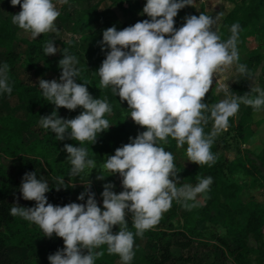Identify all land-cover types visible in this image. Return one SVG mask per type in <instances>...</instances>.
<instances>
[{
    "label": "clouds",
    "instance_id": "1",
    "mask_svg": "<svg viewBox=\"0 0 264 264\" xmlns=\"http://www.w3.org/2000/svg\"><path fill=\"white\" fill-rule=\"evenodd\" d=\"M11 4L22 8L12 15V23L30 32L33 39L55 31L54 22L60 12L53 0H11ZM187 6L196 7L195 0H147L143 13L151 18L150 21L143 20L120 31L113 26L103 32L102 44L111 50L98 70L100 86L111 85L113 93L129 105L131 119L147 129L136 138H130V143L118 148L102 165L103 171L122 177L124 190L116 194L114 185L105 184L104 210L87 188L78 197L84 201L87 195L86 205L53 206L45 195L49 191L47 181L38 179L35 172L25 174L20 191L24 200L35 201L36 206L25 208L17 201L10 214L37 224L48 238L55 234L63 239L64 249L49 256L50 264H95L104 253L93 249L105 244L109 254L119 255L122 264H130L134 256V235L128 230L126 213L132 214L136 235L142 237L145 231L158 224L173 199L185 201L186 208L195 207L194 203L186 202L195 201L213 182L211 177H198L195 186L181 185L173 154L158 146V141L167 142L171 137L177 141V147L187 144L186 154L192 163L212 164L216 160L211 152L214 138L227 128L240 104L254 110L264 106V90L258 87L251 89L258 93L255 97L248 93L234 96L210 109L202 102L212 87L214 73L238 62L240 26H232V35L226 42H221L217 31L213 30L222 13L215 18L205 14L186 17L185 24L177 30L174 18ZM58 51L54 41H48L44 47L47 56ZM77 63V58L65 50L59 61L62 69L59 82L40 79L39 87L57 110L74 111L82 107L85 111L74 119H63L54 110L51 115L40 117L39 123L44 129H51L58 140L68 138L82 145L86 141L95 143L97 133L109 129V121L104 117L112 113V108L106 99H94L85 84L76 83ZM7 72L5 64L0 68V90L10 95L12 88ZM237 72L245 74L246 66L238 64ZM206 111H210L214 121L213 131L207 136L202 127L209 120L204 115ZM64 150L72 165L70 176H78L85 168H96L95 161L87 159L85 147L65 144ZM104 178L102 173L98 177ZM59 183L64 184V179ZM117 225L120 230L113 234L112 228Z\"/></svg>",
    "mask_w": 264,
    "mask_h": 264
},
{
    "label": "trees",
    "instance_id": "2",
    "mask_svg": "<svg viewBox=\"0 0 264 264\" xmlns=\"http://www.w3.org/2000/svg\"><path fill=\"white\" fill-rule=\"evenodd\" d=\"M112 5L117 6L124 16H135L143 12V9L133 8L125 5L132 0H109ZM197 2V0H195ZM233 5V8L224 16L218 35L221 42H226L232 35L231 28L234 24H239L237 43L246 38H254L257 43V52L253 55L246 56L242 59L241 64L245 65L247 72L242 74L233 85L228 89L231 97L244 96L248 93L251 97L258 95L252 92L249 85L250 78L255 75V71L261 68V76L264 79V0H222ZM147 0L143 1L146 6ZM200 3V2H199ZM198 4V3H197ZM191 7L187 6L179 10L174 18V26L178 30L182 27L186 17L195 15L199 17L205 14L204 5ZM10 8V5H7ZM61 19H63L60 16ZM71 21V17L63 19ZM103 20V15L98 13V5L84 11L74 20V31L81 32L79 42L71 40L69 43H62L60 56L50 60L44 52V47L48 42L45 38L40 37L37 40L19 41L16 38L12 20L7 18L0 24V47L7 48L5 52V64L8 65V84L12 88L9 95L7 92L0 90V98L11 101L16 98L18 106H24L28 112L26 119H20L12 113L0 117V155L13 160L15 163L14 174L8 173L5 168H0V227H6L11 234L0 232V264H37L44 257V251L36 249L35 241L39 233L35 232L32 222L27 221L19 216H12L10 210L13 204L21 201L22 192L20 191L23 178L26 173L35 172L38 179L47 181L49 191L45 194L47 200L53 206H66L71 204L70 198L78 190L70 183L59 184L58 180L64 179L67 173V166L70 161L67 159L68 154L64 150L65 144H71L76 147H85L88 150L87 159L95 161L97 166H102L106 159L115 154L118 148L131 142L130 138H136L139 133H133L135 126L124 116L129 106L122 108L115 107V102L124 103L119 96L114 94L112 86L101 87V78L98 74L102 62L110 52V48L102 44L103 33L96 32V27ZM144 20H151L145 16ZM133 23H125L116 27L117 31L123 30ZM113 26H110L111 28ZM107 30V29H106ZM15 42L23 43L27 46L24 54H19L13 49ZM102 48L105 50L102 51ZM77 58L76 68L79 69V75L75 78L76 83L85 84L90 95L94 99H106L112 108V117L105 114V119L112 122L113 131L105 129L102 133H97L96 142H80L66 138L60 141L51 129H45L47 135L37 136V138L27 143L24 135L31 131L40 117L49 116L54 110L60 118L66 119L68 116L72 119L79 116L85 110L78 107L71 111L66 108L56 109L43 96L42 90L37 86L29 85L21 81L12 71L17 64L25 67L26 71L32 72L36 77H44L49 72L56 73L59 77L62 69L59 67V61L63 59V53ZM130 51V49H125ZM42 62V65L39 63ZM203 103L211 108L208 101ZM264 106L259 110H254L251 106L240 104L238 113L231 117L228 122L226 131L222 137L217 135L211 146V152L215 155L216 160L212 164L198 165L189 161L186 154L187 144L183 147H177V141L171 137L167 138L166 145L172 151L179 154L174 157L175 169L186 172V179L195 180L198 184L199 178H212V184L205 192L201 193V201H187L188 204H195V207L188 208L182 215L183 224L176 231L154 230L151 228L144 232L142 238L146 239L149 244L156 248V253L142 255L141 249L134 245L133 252L135 258L141 256L140 260L132 264H193L198 260V253L192 251L194 244L202 245L201 241L195 238L198 233L197 223L207 222L214 225L222 226L225 235H216V248L221 250L222 256L230 259L233 264H264V203L260 202L255 196H249L246 200L240 199V196L247 188L240 184V178L249 182L248 188H264V173L261 167L254 159L250 157V152L246 151L232 161L226 160L225 157L219 159L217 153L227 147L226 137L234 134L237 141L247 142L252 135L253 126H259L264 122V116L258 118ZM204 115L209 117L208 123L202 125L204 134L207 136L213 131L214 121L210 118V111ZM70 131V129H69ZM188 162L186 167L180 161ZM47 164V169L44 168ZM264 166V160L261 159ZM230 178V183L226 182V177ZM57 188H60L57 191ZM86 189L82 191L85 193ZM87 195L83 203L86 205ZM25 201V208L36 206L35 201ZM180 207L172 204L170 209L163 213L159 225L175 220L178 217ZM128 230L135 236L136 229L132 220L126 218ZM141 237V236H138ZM177 237V241H172ZM46 247L50 255L55 254L58 250H63L65 245L62 238L55 234L51 238L46 236ZM168 238V241H165ZM156 240V241H155ZM175 243L186 253L176 255L172 250V244ZM205 246V245H204ZM19 248L26 250V257L19 263L8 261L9 250ZM103 256L95 260V264H117L120 260L119 255L108 256L107 245L99 247ZM96 249V248H95ZM94 251V249H93ZM158 252V254H157ZM49 255V256H50ZM49 256L47 260L49 261ZM50 262V261H49Z\"/></svg>",
    "mask_w": 264,
    "mask_h": 264
},
{
    "label": "rangeland",
    "instance_id": "3",
    "mask_svg": "<svg viewBox=\"0 0 264 264\" xmlns=\"http://www.w3.org/2000/svg\"><path fill=\"white\" fill-rule=\"evenodd\" d=\"M240 2L241 0H237ZM197 2L195 1V4L197 5ZM200 3L204 5L205 8V15L215 18L217 14L222 13L223 15L220 17L219 21L213 25V30L217 31V34L219 33V29L221 27L222 21L224 16L233 8V5L230 3H226L222 0H200ZM0 4H5V0H0ZM143 0H135L134 5L138 9H142ZM110 5V8L113 9V13H110V18L112 20V26H120L122 25L125 20L127 22H142L145 18V14H141L140 17H135L129 19H126V17L123 15L122 11L117 7L112 5V3L108 2L104 9H106ZM126 5V4H125ZM127 6V5H126ZM200 6V5H199ZM109 8V9H110ZM175 27V26H174ZM107 26L98 25L96 27V30L99 33H103ZM55 35V34H54ZM56 38L60 40H66L69 41L72 38V35H69L64 30H59V34L55 35ZM237 50L239 55L238 62H234L231 66H225L221 70H218L213 75V84L209 91V93L206 95L205 99L202 101H208L210 105H214L224 99L231 98V96L228 93V89L233 85L234 81L242 76V74L237 72V66L238 64H241V61L244 57L253 55L257 52V43L254 38H246L243 41H240L237 43ZM2 58L0 59V61ZM19 65V64H18ZM21 66V64H20ZM51 81V79H49ZM34 83V81L32 82ZM39 86V84H36ZM249 85L251 88L258 87L261 90H264V79L261 76V68L257 69L255 71V75H253L249 80ZM10 104L6 102L7 100H0V117L6 115L8 112H12L13 107L17 104L16 98L10 99ZM8 103V104H7ZM115 107L124 108L126 106H129L127 102L121 103V102H115L113 104ZM10 108H12L10 110ZM14 112V109H13ZM15 115L18 117L24 118L26 117L27 110L24 109L23 111H15ZM108 117H112V113ZM123 116L131 122L135 128L133 130L134 134H137L139 131H146V128H143L139 125H137L132 119H131V109L128 111H125ZM264 116V110H261L259 113V116H256L258 118H261ZM66 119H72L71 117H67ZM40 120H37L34 127L31 129L30 132L26 134V141L32 142L34 141L37 136L41 135H47V132L43 127H41ZM214 127V125H213ZM113 125L112 122H109V130L113 131ZM253 132L254 134L250 139H252L251 145L249 144L248 140L247 142L241 143V141H237L233 135L226 137V143L227 147L217 153V157L219 159H222L223 157L226 158V160L230 161L232 159H235L239 155L244 154L246 151H249L250 157L256 161V163L261 167L263 173H264V166L261 164V159L264 160V124L262 126H253ZM226 129H222L217 133L218 137H222L225 133ZM256 135V137H255ZM256 138V139H255ZM130 143V142H129ZM158 146H161L165 149V151L171 152L173 156H177L179 158V154L172 151L170 148L167 147L166 143L163 141H158ZM181 163H184L186 167L189 166L188 162L183 161V159L180 161ZM0 168H5L8 173L14 174L15 169V163L13 160L7 159L0 155ZM44 168L47 169V164H44ZM72 165L71 163L69 166H67V173L64 176V182L70 183L72 186H74L78 192L73 194L70 198L71 203H77V204H84L83 201L79 200L78 197L80 194H82V191L90 185V187L93 188L95 193V199L97 201V204L99 207L103 209V197L102 192L104 191V185L105 184H112L115 187L113 188V191L116 194L121 193L124 189L122 187V177L118 173H110L102 170V166H97L95 169H89L85 168L83 172H81L78 176H70ZM176 174L180 178V184H191L193 186L196 185L195 180L186 179L184 176L186 175V172H182L180 170L175 169ZM101 173L104 175V179H98V177L101 175ZM241 183V178L238 180ZM249 181V180H248ZM246 180H242V183L245 185H249V182ZM175 182V181H174ZM226 182L230 183V178L226 177ZM59 183V180H58ZM60 184V183H59ZM178 187L180 185H177ZM248 196H255L260 202L264 203V188L258 187L256 189L246 191V193L243 195V198L246 199ZM23 197V196H22ZM241 199V196H240ZM195 201H201V193L197 195ZM172 204H176L180 207L178 217L175 220H172L166 225H159L153 227L154 230H166V231H176L181 225L183 224L182 215L186 213L187 209L184 204L185 201L183 200H177L173 199ZM171 204V205H172ZM20 206H25V201L22 198L19 202ZM126 218L133 220L132 214L130 212L126 213ZM32 227H34L35 232L39 235V237L35 241V247L36 249H41L44 251V257L41 259V261L37 264H50V262L47 260V257L50 255L48 252V249L46 247V235L40 229V227L32 222ZM120 228L119 226H114L112 228L113 234H117L119 232ZM0 232L6 233L7 235L11 234V231L6 227H0ZM226 230L222 226L214 225L211 223H205L202 224V226H199L198 233L195 235V238L198 241L202 242V245L200 244H194L192 246V251L198 253V260L196 263L193 264H233L230 259H226L222 256L221 250L217 249L215 237L216 235H225ZM156 241V240H155ZM168 241V238L165 240ZM172 241H177V237H175ZM134 245L136 247H139L142 251V255L144 253L147 254H154L156 253V248L153 249V247L149 244V242L142 238L135 236L134 237ZM172 250L176 255H182L183 253H186L181 248H179L175 243L172 244ZM205 245V246H204ZM95 252H101L100 248L94 249ZM26 250L22 249H15L11 248L9 250L7 260L11 261L13 263H19L22 259L26 257ZM86 254V250H85ZM158 254V252H157ZM114 254H108L109 257H112ZM139 255H137L135 258H133L130 261V264L140 260ZM117 264H122L121 258L117 261Z\"/></svg>",
    "mask_w": 264,
    "mask_h": 264
},
{
    "label": "crops",
    "instance_id": "4",
    "mask_svg": "<svg viewBox=\"0 0 264 264\" xmlns=\"http://www.w3.org/2000/svg\"><path fill=\"white\" fill-rule=\"evenodd\" d=\"M144 1V0H143ZM110 2L109 0H67L66 3H61L60 0H53V3L55 4L57 10L60 12V16L64 19L65 17H68L70 16L71 17V21H64L63 19L60 18V16L57 18V20L54 22V28H55V31H49L47 33H43L41 34L39 37L33 39L32 36H31V33L30 32H25L24 30L20 29L18 27V25H14L13 23V28H14V32H15V35H16V38L21 41V40H28V41H33V40H37L39 39L40 37H43L45 38V40L47 41H54V45L55 47H57L59 49V51L55 54V55H52V56H48V58L50 60H53V59H56L60 56V51H61V44L62 43H69L71 40H75L76 42H79L80 39H81V32H75L74 31V20H76V18L78 16H80L84 11H87L89 9H91L92 7L98 5V13L103 15V20L100 24L98 25H103V26H107L106 29H108L110 26H112V20L109 19L110 18V13L114 12L113 9L110 8V5L106 8L105 6L107 5V3ZM111 3V2H110ZM135 0H132V2H128L126 3L127 7L130 5L133 6V8H137L135 5ZM7 5H10L11 7L8 8ZM144 4H142V9L144 8ZM110 8V9H109ZM138 9V8H137ZM22 10L21 6H15L13 7L12 4H11V0H5V4H0V24L3 20L7 19V18H10L12 20V15H16L18 14L20 11ZM123 13V12H122ZM143 12L141 13H138L137 15L135 16H132V15H128V16H125L126 19H129V17L131 18H135V17H140V15L142 14ZM114 14V13H113ZM144 14V13H143ZM124 15V14H123ZM145 16H147L145 14ZM125 23H128L127 20H125V22L122 24L124 25ZM130 23H133L132 25L135 24V22H129L128 24ZM120 25V26H122ZM120 26H117V27H120ZM105 29V30H106ZM59 30H64L66 33H68L69 35H72V38L69 40V41H66V40H60L58 38L55 37V35H58L59 34ZM98 32V31H96ZM55 34V35H54ZM13 49L19 53V54H24L27 50V46L23 43H20V42H15V44L13 45ZM7 51V48H4V47H0V59L2 58V60L0 61V68H1V64L5 61L6 57H5V52ZM40 65H42V62L39 63ZM76 66V65H75ZM21 81L29 84V85H32V86H37L40 90H42L38 85L36 84H39V80L40 79H44L46 81H49V79L53 80H57L59 82V76L54 73V72H49L47 73L44 77H36L32 72H28L26 71L25 67H23L22 65L20 66V64L16 65V67L13 69L12 71ZM237 80V79H236ZM34 81V83H32ZM235 82V81H234ZM0 100H6V99H2L0 98ZM6 102H8L10 104V102L7 100ZM7 103V104H8ZM12 108H10L11 110ZM14 112L15 111H23L24 109H26L24 106H18V104H16L14 107ZM13 109H12V112H8L7 114L9 113H12L14 116H16L17 118H20V119H26L28 117V112L26 114V117L24 118H21V117H18L17 115L14 114L13 112ZM264 124V122L262 123ZM259 125V126H262ZM258 127V126H257ZM254 130V129H253ZM27 134V133H26ZM26 134L24 135V138H25V141H26ZM256 137V135H255ZM256 139V138H255ZM249 144L251 145L252 143V139H249ZM27 142V141H26ZM27 143H30V142H27ZM233 160V159H232ZM230 160V161H232ZM242 180L241 179V183L242 185L246 186L247 188L245 189V191L242 193L241 197H242V200H246L243 198V195L246 193V191H250V190H253L254 188H248L247 185L243 184L242 183ZM244 181V180H243ZM207 222H199L197 223V229L199 228V226H202V224H205Z\"/></svg>",
    "mask_w": 264,
    "mask_h": 264
},
{
    "label": "water",
    "instance_id": "5",
    "mask_svg": "<svg viewBox=\"0 0 264 264\" xmlns=\"http://www.w3.org/2000/svg\"><path fill=\"white\" fill-rule=\"evenodd\" d=\"M199 2H200V0H198L197 7H199V4H200ZM87 189H88V191H89V192H91V193H94V190H93V188H92V187H90V188H89V187H87ZM94 194H95V193H94Z\"/></svg>",
    "mask_w": 264,
    "mask_h": 264
}]
</instances>
